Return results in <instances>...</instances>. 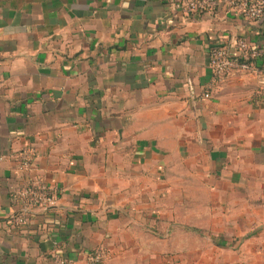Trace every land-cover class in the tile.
<instances>
[{
	"label": "crops",
	"instance_id": "0c3cea01",
	"mask_svg": "<svg viewBox=\"0 0 264 264\" xmlns=\"http://www.w3.org/2000/svg\"><path fill=\"white\" fill-rule=\"evenodd\" d=\"M178 0H0V264H264V17ZM205 92L208 96H204ZM31 150V167L20 154ZM41 179L54 207L12 224Z\"/></svg>",
	"mask_w": 264,
	"mask_h": 264
},
{
	"label": "built area",
	"instance_id": "2783aa9c",
	"mask_svg": "<svg viewBox=\"0 0 264 264\" xmlns=\"http://www.w3.org/2000/svg\"><path fill=\"white\" fill-rule=\"evenodd\" d=\"M220 6L239 18L259 21L264 17V0H178L176 7L184 13L191 14L200 11H215ZM264 58V45L258 48L251 46L245 39H238L236 52L230 53L223 47H213L208 54L210 81L208 88L222 83L236 71L253 72L255 62ZM204 96H208L205 92ZM31 150L21 152V168L29 170L31 167ZM12 203L18 207L17 213L12 216V224L23 225L27 215L33 211H44L55 206L57 190L41 179L28 180L18 186L12 196ZM88 264H103L109 257L104 247L93 249L87 256ZM53 264H76L74 259L55 255Z\"/></svg>",
	"mask_w": 264,
	"mask_h": 264
}]
</instances>
